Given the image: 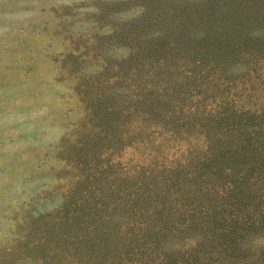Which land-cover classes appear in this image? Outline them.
<instances>
[{"label": "trees", "instance_id": "16d2710c", "mask_svg": "<svg viewBox=\"0 0 264 264\" xmlns=\"http://www.w3.org/2000/svg\"><path fill=\"white\" fill-rule=\"evenodd\" d=\"M96 16L55 155L60 205L1 264H264V0Z\"/></svg>", "mask_w": 264, "mask_h": 264}, {"label": "rangeland", "instance_id": "374dc122", "mask_svg": "<svg viewBox=\"0 0 264 264\" xmlns=\"http://www.w3.org/2000/svg\"><path fill=\"white\" fill-rule=\"evenodd\" d=\"M130 1L0 0V264L17 228L60 205L55 155L81 116L76 72L94 66L102 6Z\"/></svg>", "mask_w": 264, "mask_h": 264}]
</instances>
